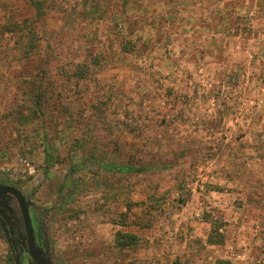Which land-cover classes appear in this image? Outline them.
Here are the masks:
<instances>
[{"label":"rangeland","instance_id":"374dc122","mask_svg":"<svg viewBox=\"0 0 264 264\" xmlns=\"http://www.w3.org/2000/svg\"><path fill=\"white\" fill-rule=\"evenodd\" d=\"M43 1L0 0V182L46 258L264 264V0Z\"/></svg>","mask_w":264,"mask_h":264},{"label":"flooded vegetation","instance_id":"af4514ba","mask_svg":"<svg viewBox=\"0 0 264 264\" xmlns=\"http://www.w3.org/2000/svg\"><path fill=\"white\" fill-rule=\"evenodd\" d=\"M0 185L12 186L7 182H0ZM9 201H14L15 210L9 206ZM28 211L37 254L45 264H52L46 258L49 248L45 237V227L42 222L38 221L31 207ZM0 232L6 248L3 253H0V264H37L30 254L26 230L17 201L10 194L0 195Z\"/></svg>","mask_w":264,"mask_h":264},{"label":"trees","instance_id":"16d2710c","mask_svg":"<svg viewBox=\"0 0 264 264\" xmlns=\"http://www.w3.org/2000/svg\"><path fill=\"white\" fill-rule=\"evenodd\" d=\"M34 3L33 5L38 8L42 7L44 4L43 0H33ZM19 26V25H18ZM28 32L20 36L17 44L19 49H25L23 51V55L27 57L32 51H34L37 48V43H36V35L32 28H28ZM18 32H22V29L18 27ZM39 93H36L35 95V104L37 105L39 103ZM44 153V161H45V170L49 169L52 164H53V156L51 153H49L47 148H44L43 150ZM102 168L110 170L114 173H140V172H145L152 170L153 167H134V166H115V165H110V164H103L101 163L100 165ZM136 238L127 233H122L118 232L116 233L115 237V246L118 248H124V247H130L135 243ZM208 242L210 244H219L223 242V237L221 234L218 233L217 227L214 226L211 229L210 235L208 237Z\"/></svg>","mask_w":264,"mask_h":264},{"label":"water","instance_id":"95a60500","mask_svg":"<svg viewBox=\"0 0 264 264\" xmlns=\"http://www.w3.org/2000/svg\"><path fill=\"white\" fill-rule=\"evenodd\" d=\"M3 194H10L15 197L22 219L26 230L27 235V242L30 250V254L32 258L35 260L37 264H45L41 259L39 258L37 251L34 246V239L32 235V226L28 211V203L26 202L25 197L22 195V193L15 187L9 186V185H0V195Z\"/></svg>","mask_w":264,"mask_h":264}]
</instances>
